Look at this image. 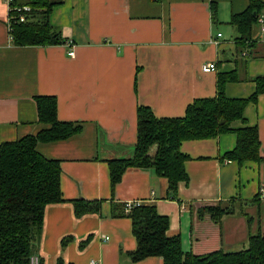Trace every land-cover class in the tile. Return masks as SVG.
<instances>
[{
	"label": "crops",
	"instance_id": "crops-1",
	"mask_svg": "<svg viewBox=\"0 0 264 264\" xmlns=\"http://www.w3.org/2000/svg\"><path fill=\"white\" fill-rule=\"evenodd\" d=\"M4 1L0 144L43 128L38 96L55 97L57 118L83 127L68 139L37 145L43 157L59 161L64 199L45 210L36 253L41 264L59 258L63 264H163L159 257L129 262L137 244L126 203L154 204L168 217L167 235L179 238L184 254L236 251L249 236L264 233V94L244 111L247 124L258 130L260 162L239 166L225 157L236 146L232 133L182 141L189 182L179 183L174 196L154 170L133 168L123 173L112 196L107 163L132 156L138 106L149 107L156 118L183 117L195 100L216 96L219 74H235L225 87L228 98L246 99L254 92V79L264 77V35L256 23L252 45L238 47L229 23L248 0H61L49 22L73 44V57L66 43L13 45ZM260 16L264 19V9ZM206 63H215L216 70L203 73ZM79 199L104 202L99 213L77 217L72 201ZM205 207H233L235 213L213 219L202 212ZM65 238L71 239L63 246Z\"/></svg>",
	"mask_w": 264,
	"mask_h": 264
},
{
	"label": "trees",
	"instance_id": "trees-1",
	"mask_svg": "<svg viewBox=\"0 0 264 264\" xmlns=\"http://www.w3.org/2000/svg\"><path fill=\"white\" fill-rule=\"evenodd\" d=\"M248 1L247 9L233 15L229 22L237 33L235 44L245 49L254 42L253 28L264 9V0ZM61 2L15 0L17 5L30 6L31 12L23 23L17 21L16 16L11 19L9 35L13 45L67 43L49 22L53 7ZM234 80V73L219 74L216 96L195 100L180 118H156L149 107L138 106L137 140L132 156L107 162L112 196L123 173L130 168L154 170L157 176L167 181L169 193L176 195L179 183L189 182L184 167L189 158L179 150L182 141L211 139L232 133L236 136V146L225 157L239 166L246 162H260L258 130L247 124L244 111L248 103H255L257 97L264 94V77L254 79L255 90L246 99L226 96L225 87ZM35 104L37 121L43 128L35 135L0 144V264H29L30 257L37 253L46 208L64 202L60 190V163L43 157L37 151V145L68 139L80 134L83 128L81 123L57 118V101L53 96H38ZM236 121L242 126L234 129L232 124ZM153 147L155 152L151 155ZM103 202L72 201L74 214L81 217L99 213ZM202 212L219 219L235 213V210L233 207H205ZM124 214L131 220L137 244L135 251L127 255L131 263L159 257L163 264H264V233L249 236L247 244L239 250L221 249L205 256H195L184 254L179 238L167 235L169 219L158 214L154 204L136 203ZM243 216L248 223L251 221ZM70 239H63L61 245ZM56 264L63 262L59 258Z\"/></svg>",
	"mask_w": 264,
	"mask_h": 264
},
{
	"label": "built area",
	"instance_id": "built-area-1",
	"mask_svg": "<svg viewBox=\"0 0 264 264\" xmlns=\"http://www.w3.org/2000/svg\"><path fill=\"white\" fill-rule=\"evenodd\" d=\"M5 4L8 7V11H9V19H8V29L10 32V21L11 19H15L14 17H17V21H19L20 23H23L26 21L27 19V15L30 14L31 12V8L28 5H17L15 4V0H5L4 1ZM257 24L260 27V31L261 33L264 35V19L260 16L257 19ZM221 35H218V37H220ZM10 37V35H9ZM11 40V37H10ZM12 41V40H11ZM67 47H68V52L67 55L69 57H73L74 56V51H73V44L71 42H67L66 43ZM201 70L203 73H210L216 70V64L215 63H206L204 65H202ZM136 203H126L124 205V212L128 213L132 206L135 205ZM29 264H40V259L37 255H33L32 257H30L29 259ZM90 264H96L94 261H91Z\"/></svg>",
	"mask_w": 264,
	"mask_h": 264
},
{
	"label": "rangeland",
	"instance_id": "rangeland-1",
	"mask_svg": "<svg viewBox=\"0 0 264 264\" xmlns=\"http://www.w3.org/2000/svg\"><path fill=\"white\" fill-rule=\"evenodd\" d=\"M244 209V208H243ZM243 211H245V210H243Z\"/></svg>",
	"mask_w": 264,
	"mask_h": 264
}]
</instances>
